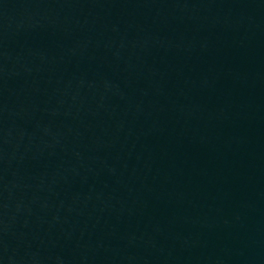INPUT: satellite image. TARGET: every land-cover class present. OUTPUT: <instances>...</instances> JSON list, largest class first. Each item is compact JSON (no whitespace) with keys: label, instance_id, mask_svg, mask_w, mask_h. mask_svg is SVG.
Wrapping results in <instances>:
<instances>
[{"label":"water","instance_id":"95a60500","mask_svg":"<svg viewBox=\"0 0 264 264\" xmlns=\"http://www.w3.org/2000/svg\"><path fill=\"white\" fill-rule=\"evenodd\" d=\"M0 264H264V0H0Z\"/></svg>","mask_w":264,"mask_h":264}]
</instances>
